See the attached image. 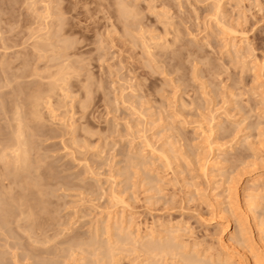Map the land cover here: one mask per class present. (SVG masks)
Wrapping results in <instances>:
<instances>
[{
    "label": "rangeland",
    "instance_id": "obj_1",
    "mask_svg": "<svg viewBox=\"0 0 264 264\" xmlns=\"http://www.w3.org/2000/svg\"><path fill=\"white\" fill-rule=\"evenodd\" d=\"M0 139V264H264V0H0Z\"/></svg>",
    "mask_w": 264,
    "mask_h": 264
},
{
    "label": "bare ground",
    "instance_id": "obj_2",
    "mask_svg": "<svg viewBox=\"0 0 264 264\" xmlns=\"http://www.w3.org/2000/svg\"><path fill=\"white\" fill-rule=\"evenodd\" d=\"M116 1H117V0H116ZM120 4H122V2H121ZM118 5H119V4H118ZM122 6H123V5H122ZM117 7H118V6H117ZM121 8H122V7H121ZM125 8H126V7H125ZM121 10H122V9H121ZM124 11H125V10H124ZM125 14H126V13L124 12V15H125ZM127 15H128V13H127ZM125 21H126V20H125ZM46 38H47V37H46ZM157 45H158V44H157ZM61 69H63V68H61ZM63 70H64V69H63ZM56 72H57V71H56ZM55 75H56V73H55ZM58 75H59V74H58ZM52 79H53V78H52ZM54 80H55V79H54ZM57 82H58V81H57ZM61 83H62V81H61ZM60 88H61V87H60ZM46 95H47V94H46ZM34 96H35V95H34ZM50 96H51V95H50ZM30 97H33V96H30ZM39 97H40V96H39ZM33 98H34V97H33ZM33 98H32L31 100H33ZM35 98H36V97H35ZM40 98H41V97H40ZM36 99H37V98H36ZM34 100H35V99H34ZM29 101H30V100H29ZM44 101H45V100H44ZM34 102H35V101H34ZM34 102H33V103H34ZM45 102H46V101H45ZM30 104H31V103H30ZM34 105H35V104H34ZM34 105H33V106H34ZM31 108L35 109L34 107H31ZM33 109H32V110H33ZM30 111H31V110H30ZM35 111H36V110H35ZM33 112H34V111H33ZM33 112L31 111V114H32ZM16 114H17V113H16ZM32 115H35V112H34V114H32ZM18 116H19V114H18ZM36 116H37V115H36ZM15 117H16V116H14V118H15ZM17 118H18V117H17ZM17 118H16V119H17ZM20 118H21V117H20ZM41 118H42V117H41ZM35 119H36V118H35ZM14 120H15V119H13V122H14ZM19 120H20V119H19ZM15 121H16V120H15ZM17 122H18V121H17ZM20 122H21V121H20ZM36 122H37V121H36ZM16 125H17V124H16ZM15 127H16V126H15ZM24 127H25V126H24ZM21 128H22V127H21ZM14 129H15V128H14ZM18 129H19V130H18ZM17 130H18V131H17L18 133L16 132L15 135H16V134H17V135H23V134H19V132H21V131H20V127H18ZM26 130H27V129H26ZM23 131H24V130H23ZM24 132H25V131H24ZM21 133H23V132H21ZM24 134H25V133H24ZM17 135H16V136H17ZM16 136H15V137H16ZM15 137H13V139L11 140V141H13V140H14V141L17 140V142L15 143V145L13 144L14 147H13V146H12V148L9 147L10 145H12V142H11V144H9V146H8V145H7V146H8L9 148H11V149H14V153L16 154V157H17L16 162H15V164H16V163L18 162L17 160H19V161L22 162V160H23L24 158H26V157H24V156H25V154H26L25 152H27V150H26L27 148L23 149V147L21 146L22 149L20 150V147H19L20 145H19V141H18L19 139H15ZM18 137H19V136H17V138H18ZM20 138H21V137H20ZM22 140H23V138H22ZM0 141H1V139H0ZM3 141H5V140H3ZM9 141H10V140H9ZM9 141H7V142L9 143ZM7 142H5V143H7ZM21 142H22V141H21ZM0 143H1V142H0ZM2 144H3V142H2ZM27 144H28V143H27ZM27 144H26V145H27ZM5 146H6V145H5ZM7 146H6L5 149H7ZM2 147H4V146H2ZM2 147H0V150L3 149ZM5 149H4V150H5ZM4 150H3V151H4ZM7 150H8V149H7ZM23 150H24V151H23ZM3 151H2L1 154H0V158H1L2 160L5 161V160L8 159L7 156H10V155H9L10 153H9V154L7 153V154H6L7 156H5V153L8 152V151H6V152L4 151V152H5L4 154H3ZM28 151H29V149H28ZM14 153H13V156H15ZM27 153H28V152H27ZM11 154H12V153H11ZM20 155H21V156H20ZM27 156L29 157V155H27ZM6 157H7V159H6ZM11 158H12V157H10V159H11ZM13 158H14V157H13ZM167 158H168V157H167ZM1 159H0V161H2ZM8 161H9V159H8ZM8 161H7V162H8ZM25 161H26V160H25ZM25 161L22 162V163L25 164ZM38 161H39V160H38ZM13 162H14V161H13ZM13 162H12V163H13ZM27 162H28V161H27ZM2 163H4V162H2ZM2 163H1V165H2ZM9 163H10V162H9ZM18 163L21 164L20 162H18ZM18 163H17V165H19ZM29 163H30V162H29ZM32 163H33V162H32ZM32 163H31V165H32ZM34 163H36V162H34ZM7 164H8V163H7ZM38 164H39V163H38ZM10 165H11V163H10ZM26 165L28 166V164H25V166H26ZM36 165H37V164H36ZM39 165H40V164H39ZM3 166H4V168H5L6 165L3 164ZM15 166H16V165H15ZM15 166H14V167H15ZM19 166H20V165H19ZM21 166H22V164H21ZM1 167H2V166H1ZM7 167H9V166H7ZM11 167H12V166H11ZM11 167H10V168H11ZM34 167H35V166H34ZM4 168H3V169H4ZM10 168H9V170H8L9 172H10ZM15 168H16V167H15ZM17 168H19V167H17ZM21 168H22V167H21ZM21 168H19V169H21ZM24 168H26V167H24ZM24 168H23V169H24ZM29 168H30V167H29ZM3 169L1 170V168H0L1 171H3ZM31 169H32V166H31ZM34 169H36V168H34ZM34 169H33V170H34ZM6 170H7V168H5V171H6ZM13 170H14V168H13ZM16 170H17V169H16ZM28 170H29V169H28ZM28 170H27V172L29 173ZM37 170H38V168H37ZM14 171H15V170H14ZM30 171H32V170H30ZM34 171H35V170H34ZM25 172H26V171H25ZM2 173H3V172H2ZM2 173H0V174H2ZM4 173H5V172H4ZM10 173H11V172H10ZM10 173H9V174H10ZM13 173H14V172H13ZM17 173H18V171H17ZM5 174H6V173H5ZM11 174H12V173H11ZM20 174H23V173H20ZM30 174H31V173H30ZM3 175H4V174H3ZM7 175H8V174H7ZM26 175H27V174H26ZM37 175H38V178H37V179L40 181V179H39V174H37ZM0 176H1V175H0ZM4 176H6V175H4ZM11 176H12V175H11ZM13 176H15V174H14ZM19 176H20V175H19ZM30 176H31V175H30ZM22 177H23V176H22ZM22 177H21V179H24V178H22ZM33 177H34V175H33ZM4 178H5V177H4ZM12 178H13V177H12ZM16 178H17V176H16ZM0 179H1V177H0ZM9 179L11 180V178H9ZM25 179L28 180L29 177H28V178L25 177ZM32 179H33V178H32ZM37 179L35 178L36 181H37ZM1 180L4 182L3 179H1ZM18 180H19V179H18ZM13 181H14V183H16V182H15L16 180H13ZM19 181H20V180H19ZM28 181H30V180H28ZM6 182H7V181H6ZM9 182H10V181H9ZM22 182H23V181H22ZM25 182H26V181H25ZM31 182H34V181H31ZM0 183H1V182H0ZM7 183H8V182H7ZM7 183H6V184H7ZM11 183H12V182H11ZM37 183L40 185L39 182H37ZM37 183H36V184H37ZM6 184H5V186H6ZM20 184H21V182H20ZM28 184H30V182H28ZM28 184H27V186H28ZM33 184H35V183H33ZM2 185H3V183H2ZM2 185H0V187H1ZM9 185H10V184H9ZM16 185H19V183H17ZM16 185H15V186H16ZM23 185H24V184H23ZM30 185H32V184H30ZM41 185H42V184H41ZM12 187H13V186H12ZM32 187H33V186H32ZM35 187H36V186H35ZM3 188H5V187H3ZM6 188H7V187H6ZM26 188H27V187H26ZM39 188H40V187H39ZM37 189H38V188H37ZM5 190H6V189H5ZM1 191H3V190H1ZM40 191H41V190H40ZM40 191H39V192H40ZM14 192H16V191H14ZM18 192H19V191H18ZM18 192H16V193H18ZM35 192H36V191H35ZM0 193H4V192H0ZM6 193H7V192H6ZM20 193H21V192H20ZM37 194H38V193H37ZM1 195L4 196V198H5V194H1ZM14 195H15V194H14ZM22 195H23V193H22ZM22 195H21V196L19 195V196H20V197H23ZM17 196H18V194H17ZM20 197H19V198H20ZM1 198H2V197H1ZM6 199H7V197H6ZM6 199H5V201H6ZM20 199H21V198H20ZM22 199H23V198H22ZM24 199H25V197H24ZM15 200H16V199H15ZM17 200H18V199H17ZM17 200H16V202H17ZM26 200H27V199H26ZM29 201H30V200H29ZM41 201H42V200H41ZM2 202L4 203V201H2ZM2 202H1V204H2ZM6 202H8V201H6ZM22 202H23V201L21 200L20 203H22ZM26 202H27V201H26ZM26 202H25V203H26ZM38 202H39V201H38ZM13 203H14V201H13ZM13 203H12V204H13ZM20 203H18V204H20ZM25 203H23V205L20 204V205H22V206H19V205H18L19 208H20V207H23ZM27 203H28V202H27ZM4 204L6 205V203H4ZM15 205H17V204H14V206H15ZM28 205H30V203H29ZM2 206H3V204L1 205V207H2ZM1 207H0V208H1ZM5 207H6V206H5ZM5 207L3 206L1 209H3V208H4V209H3V210L0 209V210H1V211L6 210ZM9 207H12V206H9ZM15 207H17V206H15ZM24 207H25V206H24ZM30 207H31V206H30ZM30 207H29V208H30ZM7 208H8V207H7ZM19 208H17V209L20 211ZM11 209H12V208H11ZM11 209H10V210H11ZM17 209H16V210H17ZM26 209H27V208H26ZM26 209H25V208H24V209L22 208V211L24 210V212H26V211L28 212L29 210H26ZM31 209H32V207L30 208V211H32ZM38 209H39V208H38ZM7 210H8V209H7ZM13 210H14V209H13ZM8 211H9V210H8ZM14 211H15V210H14ZM22 211H20V212H22ZM35 211H36V210H35ZM10 212H11V211H10ZM1 213H2V212H1ZM1 213H0V214H1ZM5 213H6V212H5ZM16 213H18V212L16 211ZM12 214H14V213H12ZM20 214H22V213H20ZM26 214H27L26 216H27L29 219H30V218L32 219V214H33V212H28V213H26ZM4 215H5V214L3 213L2 217H4ZM23 215H24V213H23ZM34 215H35V214H34ZM0 216H1V215H0ZM6 216H7V214H6ZM15 216H16V215H15ZM17 216H18V214H17ZM17 216H16V218H17ZM37 216H38V215H37ZM37 216H36V217H37ZM2 217H1V218H2ZM8 217H11V216H10V213H9V216H8ZM19 217H20V215H19ZM21 217H22V215H21ZM36 217H35V218H36ZM4 219H5V217H4ZM17 219H18V218H17ZM19 219H20V218H19ZM31 219H30V220H31ZM36 219H37V218H36ZM2 220H3V219H2ZM2 220H1V221H2ZM10 220H11V219L9 218V221H10ZM11 221H12V220H11ZM46 221H49V220L47 219ZM15 222H19V221L17 220V221H15ZM15 222H14V223H15ZM6 223H8V222L6 221ZM34 223H35V222H34ZM44 223H45V222H44ZM44 223H43V224H44ZM1 224H2V223H1ZM4 224H5V223H4ZM15 224H16V223H15ZM26 224H27V223H26ZM17 225H18V224H17ZM35 225H36V224H35ZM37 225H38V223H37ZM20 226H22V225H20ZM23 226H24V225H23ZM32 226H34V225H32ZM17 228H18V226H17ZM19 228H20V227H19ZM23 228H24V227H23ZM25 228H26V227H25ZM25 228H24V230H25ZM35 228H36V226H35ZM33 229H34V227L32 228V230H33ZM34 230H35V229H34ZM24 233H25V232H24ZM25 234H26V233H25ZM27 234H28V233H27ZM32 236H33V235H32ZM34 237H35V236H34ZM33 239H34V238H33ZM34 240H36V239H34ZM143 240H144V239H143ZM38 241H39V240H38ZM141 242H142V241H141ZM34 245H35V244H34ZM123 245H124V244H123ZM146 246H147V245H146ZM159 246H160V245H159ZM151 247H152V245H151ZM147 248H148V247H147ZM149 248H150V247H149ZM149 248H148V250H149ZM157 248H158V247H157ZM160 248H161V247H159V249H160ZM151 249H153V248H151ZM136 250H137V249H136ZM163 250H164V249H162V251H163ZM146 251H147V250H146ZM150 251H151V250H150ZM139 253H140V252H139ZM165 253H166V252H165ZM153 255H154V254H153ZM113 256H114V255H113ZM150 259H151V258H150ZM162 259H163V258H162ZM219 261H220V260H219Z\"/></svg>",
    "mask_w": 264,
    "mask_h": 264
}]
</instances>
